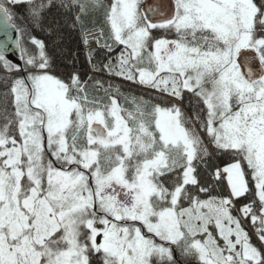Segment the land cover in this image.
Masks as SVG:
<instances>
[{
	"label": "snow or ice",
	"instance_id": "1",
	"mask_svg": "<svg viewBox=\"0 0 264 264\" xmlns=\"http://www.w3.org/2000/svg\"><path fill=\"white\" fill-rule=\"evenodd\" d=\"M74 2L119 49L94 71L150 91L125 107L121 87L51 74L30 34L51 0H0V264H264V0ZM209 148L231 158L227 197L195 175ZM246 194L259 246L233 215Z\"/></svg>",
	"mask_w": 264,
	"mask_h": 264
},
{
	"label": "trees",
	"instance_id": "2",
	"mask_svg": "<svg viewBox=\"0 0 264 264\" xmlns=\"http://www.w3.org/2000/svg\"><path fill=\"white\" fill-rule=\"evenodd\" d=\"M45 2L47 3L48 0H45ZM105 2H107V0H105ZM254 2L259 4L261 0H254ZM78 15L82 14L78 12L74 0H51V6L44 11V26L42 28L32 27L30 29V34L42 40L46 45V55L49 57L52 65L50 69L51 74L65 80L73 73H78L83 79L96 76L104 81L105 87H107L109 83L121 87L120 103L125 107H129L130 105L125 104L124 97L131 99L134 96L138 97L143 95L150 90L132 84L131 82L123 81L119 77L108 76L106 71L103 73L94 71V64L102 68L103 64L106 63L109 58L115 60V57L119 54V49H116L112 53H108L106 49L99 46L98 50L91 51L90 60L89 52L85 53L83 34L87 31L98 29V15L90 12L86 16L82 15L81 21H77ZM49 25H51L52 28H50ZM154 35L159 37L162 35V31H155ZM101 43H103V41H101ZM0 64H2V62H0ZM8 76H11V73H7L0 68V93L4 91L2 80ZM102 94L103 93H101V95ZM145 99H147V96H145ZM178 104L186 118L190 121L195 119L193 116L195 98H192L190 93H185L183 101L178 102ZM189 126H191V124H189ZM209 152L211 153L209 156L203 157L202 160L195 162L197 169L195 175L197 176L199 184L207 188L212 195L227 197L229 193L226 185L222 178H216V171L219 167L230 163L231 158L222 152L213 153L211 148H209ZM187 187L192 189L194 194H198L201 198H208L207 193L199 192V189L195 186L189 185ZM246 196H248V194H246ZM251 203V196H248V198L240 197L238 201H236L238 209L245 204ZM185 206H187V204H185ZM253 207H255V205H253ZM233 215L237 216L235 209H233ZM210 230L214 229L210 227ZM251 242L259 246L253 236H251Z\"/></svg>",
	"mask_w": 264,
	"mask_h": 264
},
{
	"label": "rangeland",
	"instance_id": "3",
	"mask_svg": "<svg viewBox=\"0 0 264 264\" xmlns=\"http://www.w3.org/2000/svg\"><path fill=\"white\" fill-rule=\"evenodd\" d=\"M94 30H96V29H93V30H90V31H94ZM87 32H88V31H87ZM88 33H91V32H88ZM88 33H86L85 36H83L84 39L87 38V37H89V36H91L92 39H94V38L96 37V35H95L96 33H95V32L92 33L91 35H89ZM87 46H88L89 48H87ZM84 48H85V51H87L88 49H89L88 51H90V50L93 49V47H90V46H89V43H88L87 45H85ZM176 103H178V102H176ZM225 166H227V165H225ZM225 166L219 167V169L222 170ZM217 168H218V167H217ZM221 178H222V180L224 181V183H225V185H226V188H227V190H228V193L230 194V190H229V188H228L227 181H226V178H225V176H224L223 173H221ZM235 212H236L237 216H239V217L241 218L242 222L244 223V226H245L246 231H248V232L251 234V236L254 237L255 241H256L257 244L259 245L258 238H257V237L255 236V234H254V230H253V228H252V226H251L250 221H245V220H244V218L242 217V214L238 211V207H237V206H236Z\"/></svg>",
	"mask_w": 264,
	"mask_h": 264
},
{
	"label": "water",
	"instance_id": "4",
	"mask_svg": "<svg viewBox=\"0 0 264 264\" xmlns=\"http://www.w3.org/2000/svg\"><path fill=\"white\" fill-rule=\"evenodd\" d=\"M0 35H2V32H0ZM11 35L13 38L15 37V32H12ZM6 59L11 63V64H20V54L19 52L15 49L14 45L9 42V47L7 51L5 52Z\"/></svg>",
	"mask_w": 264,
	"mask_h": 264
}]
</instances>
